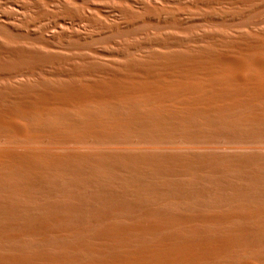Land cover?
<instances>
[{"label": "bare ground", "instance_id": "obj_1", "mask_svg": "<svg viewBox=\"0 0 264 264\" xmlns=\"http://www.w3.org/2000/svg\"><path fill=\"white\" fill-rule=\"evenodd\" d=\"M128 5L174 28L0 89V264H264V0ZM1 37L0 75L56 61Z\"/></svg>", "mask_w": 264, "mask_h": 264}, {"label": "rangeland", "instance_id": "obj_2", "mask_svg": "<svg viewBox=\"0 0 264 264\" xmlns=\"http://www.w3.org/2000/svg\"><path fill=\"white\" fill-rule=\"evenodd\" d=\"M74 1L75 0H0V39H2L1 36H9L13 39L15 38L20 40V43L23 44L24 48L30 51L35 50L39 51L40 53L42 52V54H52L51 56L54 57L56 61L58 58H61V60H58L59 62L54 61L52 63L44 64L45 66L41 65L42 67H36V69L35 67L32 68L24 65L27 70L26 68H22L23 71L21 72L19 71L18 73L13 74L11 72V74L14 76L7 72H5L6 74H1L0 89H17L21 86L24 87L28 85L38 86L45 79L48 81L50 80L53 83L66 81V75L68 73L76 72L86 64V66L91 64H99L103 67L106 66L107 68L109 66V60L107 59V61L106 58L111 55L110 53H113L114 51L126 50V47H128L129 44L136 43L139 40V42H142V40H147L146 42L149 43V41L154 39V37L158 36L157 34L160 30L163 32H168L174 28V25H172L173 23L168 20L166 21L165 19L158 24L162 25V22H164L163 25H166L165 27L167 28H165L163 25V27L161 25H157L158 28L161 29H158L157 26H155L156 23H152V26H150L151 24L149 23H146L149 26H146V24H144V26L143 24H138L137 26L132 25L130 27L122 25V21L126 20V16L127 19L130 17L129 15L125 14V10L129 6L128 4H135L134 7L139 9L142 7V5L145 6V4L148 3L160 4L161 2L171 0H76V2L85 6L78 8L74 4ZM86 6H90L92 9ZM230 6L231 7L229 10V4L226 3V5L223 7L225 9L221 11L225 10L226 12L229 10L231 13H237L236 10L238 6L236 8L231 4ZM124 7L125 9H123ZM83 8H85V10ZM190 9L191 10L188 11L189 13H186L188 16L190 15L193 17L189 23L192 22L193 24L190 23L192 24V28L195 30L197 29V35L198 33L201 35L202 32L201 30L198 31V29L202 28L203 31H206L208 27L207 24L211 21L210 13L213 11V9L212 11L208 10L210 13H208L206 9L204 10L202 8L201 9L206 11V13L201 11L200 7H197V9L195 7L194 10L193 6ZM201 13L203 16L200 15ZM209 19L210 21H208ZM185 21H187L186 17ZM201 23L206 26H203ZM229 23L238 26L235 27L238 30L236 29V31H234L235 29L233 28V30L230 31L232 34L237 31H247L244 29L245 27H241L243 22H241L240 18L236 17L234 21ZM239 23L242 24L240 25ZM245 23L247 22L245 21ZM251 24L252 23H250V25ZM153 25L154 29H156L154 31L152 28ZM257 25L259 26L260 24ZM263 25L261 24V27L259 26V28H264ZM258 26H254V28H257ZM232 31H234V33ZM43 41L47 42L49 47L43 44ZM144 41L142 43H145V48L140 51L138 49V55H140L142 52L145 53V51H147L145 49H153V46H151V48L149 47L150 43L147 44ZM2 42L3 39L2 41L0 40L1 46L3 45ZM9 48L10 47H8L7 50ZM88 49H95L98 52L100 51V54L105 55H102L101 57L98 55V57H95L90 54ZM15 53L16 48H11L9 51H7L5 56L0 55V66H4V63H6ZM11 95L13 97V94ZM11 95L9 98H12Z\"/></svg>", "mask_w": 264, "mask_h": 264}]
</instances>
